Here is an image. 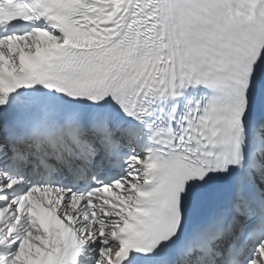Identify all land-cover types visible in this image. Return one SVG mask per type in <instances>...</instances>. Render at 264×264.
I'll use <instances>...</instances> for the list:
<instances>
[{"label":"snow or ice","instance_id":"obj_1","mask_svg":"<svg viewBox=\"0 0 264 264\" xmlns=\"http://www.w3.org/2000/svg\"><path fill=\"white\" fill-rule=\"evenodd\" d=\"M0 264H264V0H0Z\"/></svg>","mask_w":264,"mask_h":264}]
</instances>
